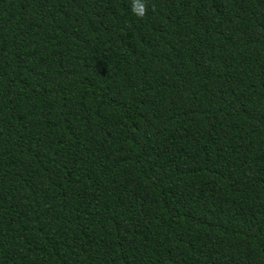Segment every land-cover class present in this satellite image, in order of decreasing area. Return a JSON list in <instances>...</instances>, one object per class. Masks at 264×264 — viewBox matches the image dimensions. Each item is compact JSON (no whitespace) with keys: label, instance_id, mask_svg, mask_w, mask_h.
I'll return each instance as SVG.
<instances>
[{"label":"trees","instance_id":"16d2710c","mask_svg":"<svg viewBox=\"0 0 264 264\" xmlns=\"http://www.w3.org/2000/svg\"><path fill=\"white\" fill-rule=\"evenodd\" d=\"M0 0V264H264V0Z\"/></svg>","mask_w":264,"mask_h":264},{"label":"clouds","instance_id":"9594fccd","mask_svg":"<svg viewBox=\"0 0 264 264\" xmlns=\"http://www.w3.org/2000/svg\"><path fill=\"white\" fill-rule=\"evenodd\" d=\"M131 11L134 15L143 17L146 11L145 0H132Z\"/></svg>","mask_w":264,"mask_h":264}]
</instances>
